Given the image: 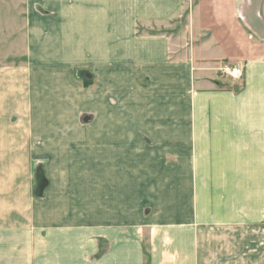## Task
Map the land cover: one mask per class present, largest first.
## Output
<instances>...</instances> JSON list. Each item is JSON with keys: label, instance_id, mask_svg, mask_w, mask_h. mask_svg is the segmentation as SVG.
<instances>
[{"label": "crops", "instance_id": "crops-1", "mask_svg": "<svg viewBox=\"0 0 264 264\" xmlns=\"http://www.w3.org/2000/svg\"><path fill=\"white\" fill-rule=\"evenodd\" d=\"M42 2L94 83L64 71L72 114L46 83L40 111L14 103L27 131L0 129V264H264V0Z\"/></svg>", "mask_w": 264, "mask_h": 264}, {"label": "rangeland", "instance_id": "rangeland-1", "mask_svg": "<svg viewBox=\"0 0 264 264\" xmlns=\"http://www.w3.org/2000/svg\"><path fill=\"white\" fill-rule=\"evenodd\" d=\"M54 14L55 11L44 5L42 0H0V84L11 85L10 88L14 90L24 91L20 98H14L13 94L11 97L10 94L7 104L0 102V108L4 109L0 111L2 123L0 129L3 131L21 129L24 114L20 115L13 110L14 103L21 98H27L24 101L26 108L41 110L42 102L39 99L42 97L40 95L42 91L44 92L41 86L46 83L49 84L50 97L47 106L49 117L72 114V107L57 104L56 100H52L56 98L55 84L60 81L59 75L64 71L62 76L72 71L76 80L74 82L79 81L83 86L87 87L94 83V74L91 72L93 69L89 65L80 62L68 64L66 63L68 60L62 58L63 54L61 52L59 54L57 47L59 35L65 41L67 53L71 52L73 22H56ZM60 51L64 52L63 48H60ZM6 109L9 111L5 112L7 114L4 113ZM27 118L28 114H25V120ZM23 126L26 130L25 121ZM44 184L45 181L42 180H37V183L31 181L29 193L31 200L27 198L24 203L27 209H41L38 200ZM22 190L25 191V187L22 186ZM24 193L26 195V191ZM146 248L145 264H148Z\"/></svg>", "mask_w": 264, "mask_h": 264}, {"label": "built area", "instance_id": "built-area-1", "mask_svg": "<svg viewBox=\"0 0 264 264\" xmlns=\"http://www.w3.org/2000/svg\"><path fill=\"white\" fill-rule=\"evenodd\" d=\"M245 63L237 61L235 63H224L218 67V77L222 80H238L245 70Z\"/></svg>", "mask_w": 264, "mask_h": 264}, {"label": "water", "instance_id": "water-1", "mask_svg": "<svg viewBox=\"0 0 264 264\" xmlns=\"http://www.w3.org/2000/svg\"><path fill=\"white\" fill-rule=\"evenodd\" d=\"M37 170H38V172H37V176H39V169H37ZM42 179H43V178H42ZM42 179L39 178V181L42 180ZM42 181L44 182L45 180L43 179ZM46 185H47V182L45 181L44 186L40 189L39 195L41 194V191L46 187Z\"/></svg>", "mask_w": 264, "mask_h": 264}]
</instances>
